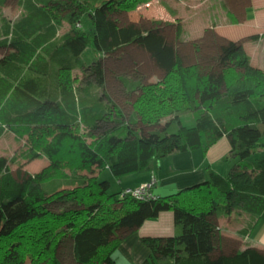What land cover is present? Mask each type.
I'll use <instances>...</instances> for the list:
<instances>
[{
	"label": "trees",
	"instance_id": "trees-1",
	"mask_svg": "<svg viewBox=\"0 0 264 264\" xmlns=\"http://www.w3.org/2000/svg\"><path fill=\"white\" fill-rule=\"evenodd\" d=\"M7 1L0 0V49L7 53L0 58V138L26 139L22 158L43 156L49 165L14 175L11 160L0 157V264H62V247L76 264H114L126 233L168 212L179 233L141 237L150 253L142 264H264L254 248L219 252L215 222L245 215L237 235L246 238L264 210V158L246 160L264 148V71L251 65L242 44L228 47L217 73L201 75L174 52L159 81L130 85L138 95L124 120L105 91L110 22L153 0H13L15 22L1 11ZM259 39L264 34L249 38ZM89 45L99 56L87 65L81 54ZM185 113L193 126L181 124ZM166 118L160 131L137 128L155 129ZM223 137L236 162L225 175L209 170L202 183L179 192L139 200L108 193L98 179L102 170L116 180L149 173L159 159L207 152ZM66 203L72 207L52 209Z\"/></svg>",
	"mask_w": 264,
	"mask_h": 264
},
{
	"label": "rangeland",
	"instance_id": "rangeland-1",
	"mask_svg": "<svg viewBox=\"0 0 264 264\" xmlns=\"http://www.w3.org/2000/svg\"><path fill=\"white\" fill-rule=\"evenodd\" d=\"M256 6L257 0H153L139 6L134 12L113 16L110 33L114 50L103 61L105 91L124 120L132 116V104L138 95L137 92L130 91V85L144 86L159 81L170 67L174 52L179 55L184 66L197 65L199 75L217 73L222 65L224 52L231 44L241 43L246 55L252 57L253 63L264 70V47L257 41L249 40L253 35L264 34V21L250 13L256 11ZM1 11L12 22L20 15L17 2L13 0H8ZM177 28L181 32L176 41ZM135 37L138 38L134 40ZM5 54L6 50L0 49V58ZM97 56L99 53L89 45L81 54V59L89 65ZM73 78L80 81L81 72H74ZM122 79L129 84L127 88L123 86ZM197 97L201 103L204 97L201 94ZM192 117V114L185 113L180 115L179 120L182 125L191 127ZM168 120L163 119L155 129L141 124L137 128L143 134L156 129L160 131ZM172 124L176 126L175 122ZM26 142V139L17 141L12 134L0 139V157L11 160L9 167L14 175H33L49 165L43 156L31 161L22 158V153L27 149ZM262 158L264 148H260L246 160ZM229 159L233 161L232 157ZM216 170V173L226 174L222 167H216ZM63 172L71 174L67 169ZM98 179L109 184L106 187L108 193L121 191L118 180L108 170H102ZM64 189L69 188L62 186L60 191ZM70 207L72 206L67 203L56 204L52 209L61 211ZM59 258L62 264H76L65 247L59 249ZM112 258L117 260L115 264H128L117 253Z\"/></svg>",
	"mask_w": 264,
	"mask_h": 264
},
{
	"label": "crops",
	"instance_id": "crops-1",
	"mask_svg": "<svg viewBox=\"0 0 264 264\" xmlns=\"http://www.w3.org/2000/svg\"><path fill=\"white\" fill-rule=\"evenodd\" d=\"M250 13L264 21V0H257L256 11H251ZM257 42L264 47V39H259ZM249 58L251 65L257 67L253 63L252 57ZM261 70L264 71L263 69ZM230 156L229 139L223 137L207 152L198 149L170 154L157 160L151 172L125 176L118 180V183L121 185V190L135 189L140 185L149 183L154 178L155 183L151 189V195L154 197L170 195L202 183L206 178L207 172L209 170L216 172V167H222L224 173H227L232 164L236 162V160L231 161L229 159ZM246 221L247 217L245 215L235 214L228 217L215 218L217 231L220 236L219 252L225 256H233L246 248H254L264 253V210L249 236L241 238L237 233L243 228ZM178 233L173 213H163L157 219L144 221L139 227L126 233L113 254L117 253L118 256L125 258L128 264H142L148 259L150 253L141 243V237H174ZM113 261L115 264L117 260L113 259Z\"/></svg>",
	"mask_w": 264,
	"mask_h": 264
},
{
	"label": "built area",
	"instance_id": "built-area-1",
	"mask_svg": "<svg viewBox=\"0 0 264 264\" xmlns=\"http://www.w3.org/2000/svg\"><path fill=\"white\" fill-rule=\"evenodd\" d=\"M155 183V179L152 178L149 183L140 185L135 189H124L122 195H127L135 199L143 200L151 198V189Z\"/></svg>",
	"mask_w": 264,
	"mask_h": 264
}]
</instances>
